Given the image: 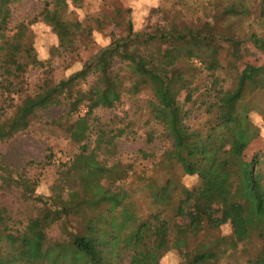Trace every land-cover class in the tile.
<instances>
[{"label":"trees","instance_id":"trees-1","mask_svg":"<svg viewBox=\"0 0 264 264\" xmlns=\"http://www.w3.org/2000/svg\"><path fill=\"white\" fill-rule=\"evenodd\" d=\"M19 1L0 0V142L28 132L42 122L43 112L65 105L66 113L48 123L64 131L75 152L58 163L48 196L35 193L36 183L21 190L26 205L21 218L0 206V264H128L130 258L134 264H160L172 251L181 264H213L239 245L255 248L232 264H264L260 156H246L250 145L263 138L250 113L264 116V101L258 100L264 95V61L242 71L234 66L242 54L235 23L256 13L264 26V0H255L256 11L249 0H227L189 25L167 18L155 34L135 31L130 9L117 8L128 16L125 35L111 37L99 54L118 60L120 68L94 71L87 83L73 76L56 82L50 61L37 57L28 26L18 25L8 34L11 6ZM69 8V0H43L33 20L51 29L55 52L64 56H73L92 34ZM249 38L264 50V37L252 33ZM163 46L176 55L167 56ZM222 55L229 58L228 67ZM31 66L43 70L33 87L25 79ZM221 70L234 72L228 88ZM200 71L206 82L196 85ZM186 91L191 96L183 100ZM142 92L152 95L146 143L165 145L158 158L140 153L161 177L142 175L155 206L147 215L129 191L116 190L136 172L133 164L115 159L116 142L128 135L130 122L116 126L94 114L98 108H122L125 95ZM184 178L194 180L191 187ZM13 183L10 168L0 160V187ZM185 217L187 223L178 221ZM226 224L231 237L203 239L192 249L202 233ZM55 227L59 237L51 238L48 231Z\"/></svg>","mask_w":264,"mask_h":264},{"label":"rangeland","instance_id":"rangeland-1","mask_svg":"<svg viewBox=\"0 0 264 264\" xmlns=\"http://www.w3.org/2000/svg\"><path fill=\"white\" fill-rule=\"evenodd\" d=\"M226 2L227 0H214V2L185 0L184 5H179V0H76V2L69 0V11L74 14L76 19L89 26L92 34L90 39L78 44L77 51L73 56H64L55 52L57 40L51 29L40 21H33L41 10L43 0H21L11 6L8 34L14 33L18 25L28 26L37 57L44 62L50 61L52 77L56 82L73 76L77 81L87 83L90 82L94 71L120 68L118 60L99 54L101 47L110 44L111 37L118 39L125 35V23L128 21V16L119 14L117 8L124 11L130 9L129 18L135 31L146 30L155 34L159 32V28L167 18L170 21H175L177 18L176 21L179 23L189 25L197 19L205 18L213 8H218ZM249 2L252 10L256 11L257 2L255 0H249ZM256 17V13H254L250 18L235 23L234 31L237 34L235 38L239 41L242 50L241 58L234 64L239 71L264 61V50L249 38L252 33L260 38L264 37V26ZM210 18L208 17V19ZM162 50L167 56L176 55L174 50L166 46H163ZM221 62L223 67H228L229 58L227 55H222ZM230 70H221L218 73L227 88L231 86L233 77L231 75L234 74ZM42 72V68L39 67L27 68L25 79L29 86L33 87L39 82ZM204 82H206L205 74L201 71L197 72L195 84L200 85ZM190 96L191 92L186 91L181 95V99L186 100ZM3 98L4 96L0 92V108L3 106ZM123 100L122 108L114 110L98 108L94 114L105 122H112L116 126L122 127L130 122L128 135L116 142L118 154L115 159L133 164L136 172L124 184L119 183L116 190L121 193L129 191L130 198L137 205L139 212L147 215L154 211L155 206L146 194L142 175H150L155 179L161 177L157 171L151 168L150 161L142 159L140 153L141 151L154 153L158 158L165 145L159 140L149 145L145 140V133L150 129L147 124L146 107L147 103L152 100V95L149 92H142L136 96L125 95ZM258 100L264 101V95ZM66 111L65 105L50 108L43 112L42 122L34 123L28 132L20 133L8 141L0 142V160L10 168L14 180L11 187H0V206L6 208L13 217L21 218L25 212L26 205L21 196V190L36 183L35 193L44 197L48 196L49 189L58 176V163L64 162L74 154L75 146L69 141L64 131L48 123L53 119L60 118ZM250 118L260 127L263 138L250 145L246 156L247 158H251L255 154L260 156V164L256 170L262 177L264 187V116L252 112ZM184 180L188 187L194 183L193 179L184 178ZM38 189H42L39 194ZM178 221L187 223L189 217L179 218ZM230 228L231 226L226 224L218 230L202 233L192 241V249L203 239L231 237ZM48 234L51 238H57L59 230L55 227L49 230ZM254 248L249 245L245 247L239 245L238 249L230 256L221 257L213 264H232L237 259L242 261L241 255L245 251L252 252ZM181 263L182 258L175 251L167 253L160 261V264ZM128 264H134L131 258L128 260Z\"/></svg>","mask_w":264,"mask_h":264},{"label":"clouds","instance_id":"clouds-1","mask_svg":"<svg viewBox=\"0 0 264 264\" xmlns=\"http://www.w3.org/2000/svg\"><path fill=\"white\" fill-rule=\"evenodd\" d=\"M40 191H42V189H38V190H37L38 194H39Z\"/></svg>","mask_w":264,"mask_h":264},{"label":"built area","instance_id":"built-area-1","mask_svg":"<svg viewBox=\"0 0 264 264\" xmlns=\"http://www.w3.org/2000/svg\"><path fill=\"white\" fill-rule=\"evenodd\" d=\"M195 63H196V61H195ZM197 65H200L199 63H196ZM58 162V161H57Z\"/></svg>","mask_w":264,"mask_h":264}]
</instances>
